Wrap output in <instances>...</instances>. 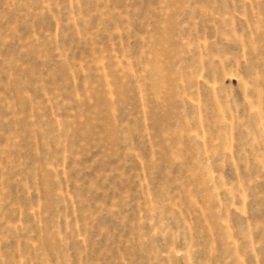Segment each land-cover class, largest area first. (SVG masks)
<instances>
[{"label": "rangeland", "instance_id": "374dc122", "mask_svg": "<svg viewBox=\"0 0 264 264\" xmlns=\"http://www.w3.org/2000/svg\"><path fill=\"white\" fill-rule=\"evenodd\" d=\"M0 264H264V0H0Z\"/></svg>", "mask_w": 264, "mask_h": 264}]
</instances>
